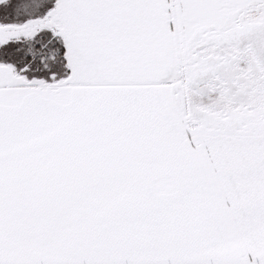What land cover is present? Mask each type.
<instances>
[{
  "label": "snow or ice",
  "instance_id": "1",
  "mask_svg": "<svg viewBox=\"0 0 264 264\" xmlns=\"http://www.w3.org/2000/svg\"><path fill=\"white\" fill-rule=\"evenodd\" d=\"M0 264H264V0H0Z\"/></svg>",
  "mask_w": 264,
  "mask_h": 264
}]
</instances>
